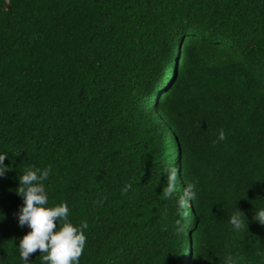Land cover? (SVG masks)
<instances>
[{"label": "trees", "instance_id": "16d2710c", "mask_svg": "<svg viewBox=\"0 0 264 264\" xmlns=\"http://www.w3.org/2000/svg\"><path fill=\"white\" fill-rule=\"evenodd\" d=\"M0 154V264H24L18 178L48 166L79 264H264V0H0Z\"/></svg>", "mask_w": 264, "mask_h": 264}, {"label": "clouds", "instance_id": "9594fccd", "mask_svg": "<svg viewBox=\"0 0 264 264\" xmlns=\"http://www.w3.org/2000/svg\"><path fill=\"white\" fill-rule=\"evenodd\" d=\"M225 134H219V140H224ZM7 155L0 154V177L8 171L4 165ZM52 175V168L48 166L43 170L27 169L18 178L19 191L23 197V205L17 214L18 224L21 228L27 227L30 231L19 240L17 251L24 264H29L30 257L37 251L42 255V264H79L83 255L87 236L85 231L86 223L79 226L69 220L70 209L67 203H59L49 206V197L45 187ZM168 185L167 193L174 192L175 169L167 171ZM124 191H127L125 189ZM196 198V185H186L183 195L176 201L178 214L182 215L183 210L189 202ZM254 220L264 225V210L255 212ZM229 225L233 232L247 231L248 222L244 214L237 208L229 218ZM177 231L183 227L179 220L176 221ZM226 264H238V261L229 257Z\"/></svg>", "mask_w": 264, "mask_h": 264}]
</instances>
